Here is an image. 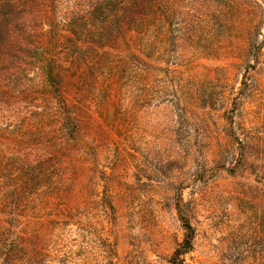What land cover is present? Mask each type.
I'll return each instance as SVG.
<instances>
[{"label":"rangeland","instance_id":"obj_1","mask_svg":"<svg viewBox=\"0 0 264 264\" xmlns=\"http://www.w3.org/2000/svg\"><path fill=\"white\" fill-rule=\"evenodd\" d=\"M155 5L150 35L165 73L122 76L107 94L111 129H91L85 168L55 189L0 191V264H170L187 222L185 264H264V173L252 164L261 150L241 164L233 137L264 144V0ZM247 59L258 82L243 89ZM8 70L0 128L18 132L38 109L25 100L26 74Z\"/></svg>","mask_w":264,"mask_h":264},{"label":"trees","instance_id":"obj_2","mask_svg":"<svg viewBox=\"0 0 264 264\" xmlns=\"http://www.w3.org/2000/svg\"><path fill=\"white\" fill-rule=\"evenodd\" d=\"M73 1L65 6L64 0H0V68L7 69L0 80H6L8 68L12 76L26 74L25 100L38 109L30 111L35 118H28L20 131L0 128V191L55 189L62 174L85 168L91 129L98 134L111 129L105 127L107 94L116 91L122 76L153 82L165 73L155 64L150 35L155 0ZM256 51L259 61L264 45ZM246 63L243 89L258 82L250 71L254 64ZM97 95L104 97L102 103ZM233 133L239 162L246 164L252 150H261L260 161L252 164L264 173V144L251 133L243 139ZM193 238L187 222L170 264H185Z\"/></svg>","mask_w":264,"mask_h":264}]
</instances>
